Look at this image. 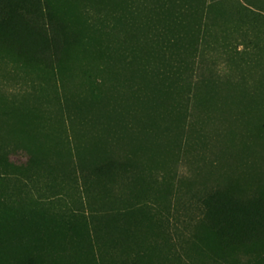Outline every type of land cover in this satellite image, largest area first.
Instances as JSON below:
<instances>
[{
    "label": "trees",
    "instance_id": "trees-1",
    "mask_svg": "<svg viewBox=\"0 0 264 264\" xmlns=\"http://www.w3.org/2000/svg\"><path fill=\"white\" fill-rule=\"evenodd\" d=\"M225 1L0 0V64L28 73L0 76L32 88L0 87V264H264V78L204 73ZM228 111L240 132H209ZM181 160L217 183L177 189L199 215L172 230L150 207Z\"/></svg>",
    "mask_w": 264,
    "mask_h": 264
},
{
    "label": "rangeland",
    "instance_id": "rangeland-1",
    "mask_svg": "<svg viewBox=\"0 0 264 264\" xmlns=\"http://www.w3.org/2000/svg\"><path fill=\"white\" fill-rule=\"evenodd\" d=\"M238 2L249 7L244 0H226L224 8L228 17L211 27L212 38H210L209 45L206 46L205 56L208 62L204 64V73L206 75L210 73L208 70L211 68L215 78H219L224 82L231 80L238 85L243 84L242 87L257 94L258 91L262 92L261 89H258V85L264 78V12L255 7H249L251 10H244ZM258 2H260V6L264 5V0ZM259 5L258 7H260ZM5 70H8L12 78L16 79L18 76L28 75L24 69L15 66L11 62L0 64V75ZM2 76H0V87L2 84L8 83L9 85L5 87L7 88L5 91L8 93L13 92L20 97L26 91L30 92L32 90L28 86L20 87L19 81L18 83L16 81L7 82ZM35 91L40 95L41 90L35 89ZM206 128L209 132L222 131L234 135L240 132V126L233 124L230 111L227 112L225 118L207 124ZM257 149L261 152L264 150V141H261V139L257 141ZM27 157L21 154L12 155V159L20 161L25 160ZM217 169L216 166L203 162L179 161L176 165V176L173 179L175 187L171 194V200L167 201L164 196L166 194L162 193L160 202L151 204V211L155 214L159 212L158 215L156 214L157 217L164 220L170 229L174 230L176 227L182 229L185 219L189 218V214L192 216L194 211L196 214H193V216L197 219L199 215L197 212L199 211L196 210L194 205L189 204L190 202H186L188 205H184L182 200L178 199L177 189L181 187V192H183L189 186L192 191H206L216 185ZM154 176L158 180H163L162 173H157ZM184 183H188V186ZM189 196L190 193H187L186 199ZM173 236L174 240H178L176 234H173ZM178 248L181 253L180 246Z\"/></svg>",
    "mask_w": 264,
    "mask_h": 264
}]
</instances>
